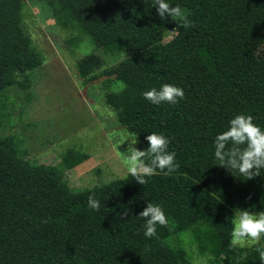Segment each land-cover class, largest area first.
Here are the masks:
<instances>
[{
	"label": "trees",
	"instance_id": "trees-1",
	"mask_svg": "<svg viewBox=\"0 0 264 264\" xmlns=\"http://www.w3.org/2000/svg\"><path fill=\"white\" fill-rule=\"evenodd\" d=\"M30 1L43 3L56 26L72 34L73 48L87 35L104 55H123L97 72L105 61L92 53L76 70L85 82L102 78L104 103L143 151L151 133L169 138L180 167L144 186L128 174L76 189L64 171L85 153H66L60 166L33 163L18 153L14 134L0 136V264H186L185 231L213 264H261L260 245L231 246V218L238 208L264 211V169L251 180L233 175L219 167L214 141L237 115H251L264 130V67L253 59L264 44V0H166L186 11L195 25L187 30L171 17L161 20L154 0ZM170 30L177 31L165 42ZM30 44L22 0H0V93L29 88L28 72L42 63ZM165 83L182 88L186 99L157 106L143 98ZM93 194L98 212L87 206ZM149 202L168 218L151 239L138 220Z\"/></svg>",
	"mask_w": 264,
	"mask_h": 264
},
{
	"label": "rangeland",
	"instance_id": "rangeland-1",
	"mask_svg": "<svg viewBox=\"0 0 264 264\" xmlns=\"http://www.w3.org/2000/svg\"><path fill=\"white\" fill-rule=\"evenodd\" d=\"M22 18L31 49L42 63L28 72V89L12 87L0 93V136L14 134L18 153L33 163L60 166L66 153H85L86 160L64 171L72 188L100 187L126 177V163L116 149L126 154L137 138L118 124L114 111L104 103L102 78L85 82L76 70L77 61L92 53L105 61L97 72L115 65L123 55H104L87 35L73 48L67 43L72 34L56 26L41 2L22 0ZM173 35L167 31L164 41ZM253 59L264 67V44L254 49ZM137 141L135 147L143 151ZM233 218L234 211L231 224ZM180 239L186 264H213L212 256L197 252L188 231Z\"/></svg>",
	"mask_w": 264,
	"mask_h": 264
},
{
	"label": "clouds",
	"instance_id": "clouds-1",
	"mask_svg": "<svg viewBox=\"0 0 264 264\" xmlns=\"http://www.w3.org/2000/svg\"><path fill=\"white\" fill-rule=\"evenodd\" d=\"M159 18L166 20L171 17L179 28L190 29L195 25L188 19V14L179 5L171 6L166 0H154ZM177 30L169 31L176 33ZM144 99L153 105L167 103L178 105L186 99L184 90L172 84L165 83L159 90L152 88L142 93ZM149 148L141 151L135 147L137 139L129 143L127 153L122 154L127 166L128 174L136 182L144 186L148 178L163 174L170 176L179 170V163L176 161L175 152L169 151L170 140L163 134L151 133L146 137ZM215 158L219 167L229 170L230 173H238L247 180L260 176L261 169H264V130L254 123L251 115H237L230 121L228 130L218 134L214 141ZM87 206L90 210L99 211L101 203L95 195H89ZM128 212L120 216L125 219ZM144 221V236L151 239L157 235V225L166 227L168 218L164 209L151 202L139 214V219ZM50 220H45L47 224ZM233 230L231 232V246L243 248L246 245H260L256 248L261 264H264V211L253 213L248 210H234L232 219Z\"/></svg>",
	"mask_w": 264,
	"mask_h": 264
}]
</instances>
